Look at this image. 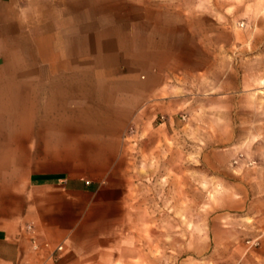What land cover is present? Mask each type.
<instances>
[{"label":"crops","instance_id":"0c3cea01","mask_svg":"<svg viewBox=\"0 0 264 264\" xmlns=\"http://www.w3.org/2000/svg\"><path fill=\"white\" fill-rule=\"evenodd\" d=\"M224 18L223 0H0V264L136 259L132 152L150 133L173 159L179 110L234 99ZM260 163L247 161V229L264 264ZM28 224L49 249L31 251Z\"/></svg>","mask_w":264,"mask_h":264},{"label":"rangeland","instance_id":"374dc122","mask_svg":"<svg viewBox=\"0 0 264 264\" xmlns=\"http://www.w3.org/2000/svg\"><path fill=\"white\" fill-rule=\"evenodd\" d=\"M223 2L224 66L239 71L240 88L221 103L192 102L218 115L179 110L173 159L142 134L132 152L129 264L261 263L247 229V161L264 166V0Z\"/></svg>","mask_w":264,"mask_h":264},{"label":"built area","instance_id":"2783aa9c","mask_svg":"<svg viewBox=\"0 0 264 264\" xmlns=\"http://www.w3.org/2000/svg\"><path fill=\"white\" fill-rule=\"evenodd\" d=\"M25 232L30 236V249L32 252L37 253L43 249H49V244L46 242H42L39 237L36 235L34 228L31 224H28L24 228ZM55 252L62 251V247L58 246L54 249Z\"/></svg>","mask_w":264,"mask_h":264}]
</instances>
